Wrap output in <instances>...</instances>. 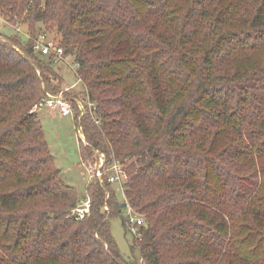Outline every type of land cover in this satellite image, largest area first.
<instances>
[{"label": "trees", "instance_id": "trees-1", "mask_svg": "<svg viewBox=\"0 0 264 264\" xmlns=\"http://www.w3.org/2000/svg\"><path fill=\"white\" fill-rule=\"evenodd\" d=\"M0 15L76 56L100 121L76 109L82 159L127 172L123 199L88 183L77 219L32 112L62 90L55 64L0 32V264H264V0H0ZM122 204L145 221L139 258L112 235Z\"/></svg>", "mask_w": 264, "mask_h": 264}, {"label": "built area", "instance_id": "built-area-1", "mask_svg": "<svg viewBox=\"0 0 264 264\" xmlns=\"http://www.w3.org/2000/svg\"><path fill=\"white\" fill-rule=\"evenodd\" d=\"M3 22L4 20L0 16V23ZM24 35L28 41L32 43L35 53L52 59L55 66L58 64L66 65L78 78L79 83H81L83 86L81 97H76L74 95V90L77 86V83L69 87H65L59 93L46 91L41 99L35 103L32 108V112L37 113L41 110H45L53 115L58 113L62 117L74 116L76 120L77 109L79 112V121L82 120L85 114H89L95 120L96 124L99 125L100 121L96 116V103L91 100L88 89L79 76L78 70L80 68V64L76 60V56L72 54L67 55L64 47H62L58 41L49 38L48 34L45 32H41L36 36H32L30 34ZM77 132L79 134L80 143L83 144V146H88V142L86 140L81 123H78ZM93 153L94 157L96 158L95 162L91 163L89 159H86L87 161L83 159L82 162V166L85 168L87 173L86 179L88 180V183L96 179L101 185H104L105 181L108 180L109 183L113 184L118 190L121 191L123 197L125 198V184L127 178L125 166L121 162L115 160L114 156L109 162V158L105 153L96 149L93 150ZM104 208L107 212H110L107 205ZM125 211L128 215L127 224L131 232L136 237H140L138 228L145 223L144 218L136 213L129 204H126ZM89 212L90 200L88 198V200L80 203L77 206L73 214L77 217V219L80 220L84 219L85 216L89 214Z\"/></svg>", "mask_w": 264, "mask_h": 264}, {"label": "rangeland", "instance_id": "rangeland-1", "mask_svg": "<svg viewBox=\"0 0 264 264\" xmlns=\"http://www.w3.org/2000/svg\"><path fill=\"white\" fill-rule=\"evenodd\" d=\"M1 18L4 20L3 23H0L1 33L10 36H19L22 39L24 38V41H27V38L24 35L28 32L27 25L14 24L2 16ZM38 26L42 32L48 34L49 38H52V40H56L60 43L59 36L56 34V32L47 30L43 24H39ZM53 68L58 76V79L54 76L51 77L49 73H46V77L50 81L54 82L55 85L59 86L60 84L62 90L65 87H69L77 83V86L74 90V95L76 97H81L83 86L81 83H79L78 78L73 74V72L63 64H58ZM35 114L38 115L42 122L46 139L48 141L51 153L55 157L56 166L61 171L62 179L67 185L75 187L78 191L79 205L80 203L88 200V180L86 179V170L82 166L83 159L81 156V149L83 144L80 143L79 134L77 132L78 126L75 122V117H62L58 113L53 115L45 110H41ZM113 156L114 155H112V157ZM93 161L95 162V158L94 160H90L91 163H93ZM117 191L119 198L123 199L124 197L121 191ZM127 219L128 215L124 210L119 217L112 218L110 221L112 235L120 249L121 254L126 260L132 258L133 254L134 257L139 258V252L137 250L134 253L132 252L131 246L133 244L135 235L131 232L128 224L127 226L124 224Z\"/></svg>", "mask_w": 264, "mask_h": 264}, {"label": "water", "instance_id": "water-1", "mask_svg": "<svg viewBox=\"0 0 264 264\" xmlns=\"http://www.w3.org/2000/svg\"><path fill=\"white\" fill-rule=\"evenodd\" d=\"M126 204H122V208H125Z\"/></svg>", "mask_w": 264, "mask_h": 264}, {"label": "bare ground", "instance_id": "bare-ground-1", "mask_svg": "<svg viewBox=\"0 0 264 264\" xmlns=\"http://www.w3.org/2000/svg\"><path fill=\"white\" fill-rule=\"evenodd\" d=\"M94 150V149H93ZM127 222V221H126Z\"/></svg>", "mask_w": 264, "mask_h": 264}]
</instances>
